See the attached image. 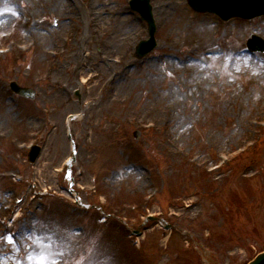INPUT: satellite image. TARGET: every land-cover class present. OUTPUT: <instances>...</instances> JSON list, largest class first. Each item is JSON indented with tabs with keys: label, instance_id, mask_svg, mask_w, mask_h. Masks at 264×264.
Returning a JSON list of instances; mask_svg holds the SVG:
<instances>
[{
	"label": "rangeland",
	"instance_id": "rangeland-1",
	"mask_svg": "<svg viewBox=\"0 0 264 264\" xmlns=\"http://www.w3.org/2000/svg\"><path fill=\"white\" fill-rule=\"evenodd\" d=\"M78 1L82 12L74 23L80 35L89 0ZM128 1L112 0L130 16L125 55L139 86L106 101L108 78H93L85 86L77 75L63 93L79 113L65 116L63 150L46 144L55 127L50 110L57 105L49 93L51 68L62 55H45L34 42L19 45L14 13L0 27V264H35L41 255L47 264H248L264 250V55L246 51L251 35L264 38V16L222 22L180 0L192 22L210 20L218 30V39L189 54L177 43L183 37L178 12L159 19L163 0H152L157 45L137 60L134 49L148 38L147 25ZM7 9L22 16L26 0H0V17ZM34 21L43 28L57 24L47 11ZM71 35L65 37L64 54ZM116 48L107 69L121 64L115 62ZM170 54L176 60L167 59ZM186 54L184 64L200 57L211 76L199 98L182 109L196 115L189 116L183 153L173 156L163 144L174 123L142 112L152 94L165 96L164 90L183 78L179 68ZM66 67L65 76L73 78L75 64ZM11 81L35 90L36 99L14 96ZM95 83L96 108L103 104V109L97 117L88 112L86 124L99 137L90 139L82 136L80 112L88 108L87 88ZM244 116L249 124L242 123ZM29 118L39 127L30 126ZM34 144L42 151L30 164ZM133 170L141 174V184Z\"/></svg>",
	"mask_w": 264,
	"mask_h": 264
},
{
	"label": "bare ground",
	"instance_id": "bare-ground-1",
	"mask_svg": "<svg viewBox=\"0 0 264 264\" xmlns=\"http://www.w3.org/2000/svg\"><path fill=\"white\" fill-rule=\"evenodd\" d=\"M14 5V2L10 3ZM3 7H5L3 5ZM26 7L22 16H19V11L6 10V15L0 17V27L9 18V14L14 13L19 19L17 26L18 32L21 34L18 44L24 45L34 42L39 45L41 52L51 57L60 54L62 55L61 61H56L51 68L50 74V95L51 98H57V105L50 110L51 121L50 125L55 126L51 131L47 145L57 146L59 150L64 149V140L61 131L64 132L65 116L70 113L71 117L74 115L79 116V113L75 112V108L72 104L68 103V100L63 97V93L69 83H73V79L77 75L82 76L85 86L93 78L98 80L109 79L110 84L106 91V101H112L116 96H119L126 89H135L139 86L137 79L134 76V72L129 70V63L126 60L125 49L130 43L131 37L126 34V27L130 21L127 8L116 5L112 0H89L85 2V12L81 19V24L86 25V30L83 29L79 35L78 27L74 23V20L81 17V4L78 0H26ZM159 12V19L161 16L170 14L172 10L178 12L177 25H181V31L178 34L183 35L177 43H181L187 47L188 53H194L198 49L205 47L209 43H213L215 39H218V30L210 20L199 22L195 24L186 15L185 10L182 7V1L180 0H163L157 7ZM41 11H47L49 14L55 15L57 24L55 28H43L37 26L34 19L37 18ZM80 25V27L82 26ZM72 34V44L69 47V52L64 54L63 43L67 34ZM94 47H100L102 52H94ZM117 47V48H116ZM117 50V61L119 66L111 65L113 68L107 69L105 63L110 62L112 53L115 55L114 50ZM122 49V50H120ZM43 55V54H41ZM188 54L182 58L180 71H184L183 78L165 89V96H161V92L152 94L146 106L143 107L144 116L147 113H152V117L157 122H173L174 128L166 131V137L164 140V147L167 153L170 155H180L183 153L184 148L182 142L184 141L187 132V122L189 116L194 117L196 111L191 109L188 114L182 109L190 104L191 101L197 100L204 89L208 85L211 72L209 69L203 66L202 59L197 56L188 57L189 64L186 62ZM171 61L176 60L172 54L167 58ZM211 60L212 58H208ZM112 62V60H111ZM66 64H75V74L73 78L65 76ZM65 68V70H64ZM87 76V77H86ZM144 80H148L144 78ZM150 81L151 86L157 82L156 77H152ZM98 84L95 83L87 88L90 92V99L88 108L80 112V120L84 122V129L82 136H88L90 139L95 135L90 124H86L91 116L97 117L100 111L103 109V104H100V108H96V102L100 99L97 94ZM93 94V96H92ZM150 105V106H149ZM149 106V107H147ZM199 114L204 112L203 109H199ZM202 111V112H201ZM9 111L6 110L5 115L9 116ZM245 120V121H244ZM3 121V116H0V123ZM249 124L251 118L244 116L242 123ZM28 124L30 126L39 127L35 119L29 118ZM242 128V125L240 126ZM3 135V131L0 130V137ZM96 139L99 137L95 135ZM130 174L134 173L130 171ZM137 176V183L141 184L142 176L139 172L134 173ZM17 217V216H16Z\"/></svg>",
	"mask_w": 264,
	"mask_h": 264
},
{
	"label": "water",
	"instance_id": "water-1",
	"mask_svg": "<svg viewBox=\"0 0 264 264\" xmlns=\"http://www.w3.org/2000/svg\"><path fill=\"white\" fill-rule=\"evenodd\" d=\"M150 1L151 0L131 1L132 8L140 12L142 19L148 23V31L150 34V39L142 41L137 47V58H142L156 46L154 38L156 28L151 13V6L149 5ZM188 4L195 12H213L224 21L235 17L252 19L264 14V0H188ZM247 46L252 52L260 51L264 53V40L256 35H253L248 40ZM10 87L14 93L26 98L33 99L35 96L34 91L28 88H22L15 82H12ZM39 152L40 148L34 146L29 154V161L34 162ZM249 264H264V252L258 255Z\"/></svg>",
	"mask_w": 264,
	"mask_h": 264
},
{
	"label": "snow or ice",
	"instance_id": "snow-or-ice-1",
	"mask_svg": "<svg viewBox=\"0 0 264 264\" xmlns=\"http://www.w3.org/2000/svg\"><path fill=\"white\" fill-rule=\"evenodd\" d=\"M9 242H11V239L9 240ZM35 264H47L46 258L43 255L39 256Z\"/></svg>",
	"mask_w": 264,
	"mask_h": 264
}]
</instances>
